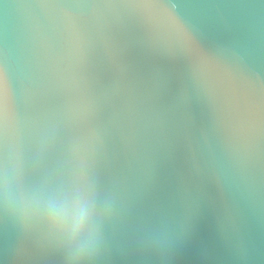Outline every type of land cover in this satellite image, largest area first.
<instances>
[{
	"label": "water",
	"instance_id": "water-1",
	"mask_svg": "<svg viewBox=\"0 0 264 264\" xmlns=\"http://www.w3.org/2000/svg\"><path fill=\"white\" fill-rule=\"evenodd\" d=\"M49 199L94 264H264V0H0V264H68Z\"/></svg>",
	"mask_w": 264,
	"mask_h": 264
},
{
	"label": "clouds",
	"instance_id": "clouds-1",
	"mask_svg": "<svg viewBox=\"0 0 264 264\" xmlns=\"http://www.w3.org/2000/svg\"><path fill=\"white\" fill-rule=\"evenodd\" d=\"M26 218L65 248L68 264H94L98 247V218L88 204L59 203L49 199L26 205Z\"/></svg>",
	"mask_w": 264,
	"mask_h": 264
}]
</instances>
